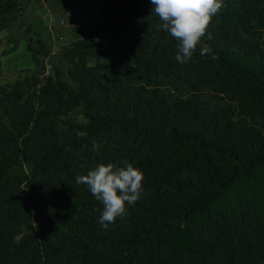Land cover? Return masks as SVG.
Returning a JSON list of instances; mask_svg holds the SVG:
<instances>
[{"label":"trees","instance_id":"obj_1","mask_svg":"<svg viewBox=\"0 0 264 264\" xmlns=\"http://www.w3.org/2000/svg\"><path fill=\"white\" fill-rule=\"evenodd\" d=\"M222 3L187 63L151 0H105L56 59L27 34L52 73L0 84V264H264V0ZM42 5L71 0H0V33ZM125 162L143 193L104 228L76 178Z\"/></svg>","mask_w":264,"mask_h":264},{"label":"clouds","instance_id":"obj_2","mask_svg":"<svg viewBox=\"0 0 264 264\" xmlns=\"http://www.w3.org/2000/svg\"><path fill=\"white\" fill-rule=\"evenodd\" d=\"M154 6L152 12L162 22L157 25L179 42L175 59L187 63L200 46V55L205 56L212 50L204 43L212 35L208 26L214 15L223 7L222 0H151ZM213 60L217 57L213 54ZM78 137L87 133L77 131ZM99 144L93 145L94 151H99ZM143 172L133 164L125 162V166L117 167L113 163L99 164L86 175L76 178L78 184L87 185L91 194L103 204L99 223L108 228L118 217L126 214V204L132 205L143 193Z\"/></svg>","mask_w":264,"mask_h":264},{"label":"rangeland","instance_id":"obj_3","mask_svg":"<svg viewBox=\"0 0 264 264\" xmlns=\"http://www.w3.org/2000/svg\"><path fill=\"white\" fill-rule=\"evenodd\" d=\"M105 19V0H71V6L65 11L53 12L48 5L28 8L20 21L0 33V84L3 86L13 84L18 78L39 72L43 76L52 73L48 64L42 71L35 68L26 49L28 35L32 39L39 36L45 40L50 47L51 57L56 59L61 49L74 40L72 33L74 26L89 24L101 26ZM27 28L30 29L29 32ZM99 32L95 39L106 47V33L100 30ZM12 45H15V49L9 51ZM45 62L47 63L46 60ZM56 64L63 72L66 71L67 64L64 61H56Z\"/></svg>","mask_w":264,"mask_h":264}]
</instances>
